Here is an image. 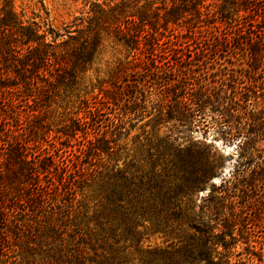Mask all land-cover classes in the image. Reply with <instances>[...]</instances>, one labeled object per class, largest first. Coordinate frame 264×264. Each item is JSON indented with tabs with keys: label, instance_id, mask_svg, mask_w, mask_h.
Returning <instances> with one entry per match:
<instances>
[{
	"label": "rangeland",
	"instance_id": "1",
	"mask_svg": "<svg viewBox=\"0 0 264 264\" xmlns=\"http://www.w3.org/2000/svg\"><path fill=\"white\" fill-rule=\"evenodd\" d=\"M242 1L244 0H195V9L186 11L185 9H190L186 5L190 0H13V8L18 15L30 23L35 22L47 34L49 42L88 35L92 10H107L122 2L130 5L125 15L137 13L139 7L146 5L152 11V16L155 14L153 12H159V23L156 28L149 24L138 23L131 26L123 23L126 31L123 36H140L139 41L129 45L111 27L101 30L94 58L84 70L78 72L77 78L70 83L56 82L47 87L44 92L46 98L36 102L29 99V103L21 102L13 112H8L11 116L21 113V121L17 123L10 118L4 129L0 127L1 139H9L3 133L9 127L31 151L47 148L51 151L60 149L79 154L82 145L87 148L89 140L96 142L106 130L100 126L89 130L86 135L82 128L76 127V119L93 122L88 110L91 109L96 114L103 113L105 118L108 117V111H113L111 108L116 107L113 100L106 102L109 92L105 90L112 87L111 75L118 68L127 66L129 78L132 79L134 72L141 70L143 62L149 60V52L155 59L152 63L165 65L164 68L170 69V64L174 63L173 54L178 51L188 53V48L195 49L196 44L190 38L191 31L199 41L206 39L202 45V54L197 55L202 64L194 61V69L199 78H207L204 82L209 83V92H218L219 98L224 99L233 116L229 119L227 128L218 133L200 128L172 132L170 122L155 123L161 109L156 95H152V105L149 104L145 110L142 109L135 115L129 116L130 105L124 106V112L128 111L129 116L124 129L125 135L117 141L113 151L100 158L89 159L84 156L80 159L82 166L93 176L89 185L77 189L73 207L66 218L68 223L80 226V233L74 236L75 226H71L62 237H58L50 233V221L47 219L49 213L17 208L13 210L8 226L5 227L7 242L4 249L0 250V264H71L70 258H75L80 250L88 259L95 257L97 262L144 264L152 256L153 264L156 251L172 250L182 245L177 234L171 232L175 226L173 231L182 229L183 235H193V231L187 232L189 228L182 223H175V226L166 230L159 229L149 220L140 222L136 227L137 232L133 234L122 228H115L112 213L104 205L101 179L96 176L101 172H109L111 178L116 179L117 174L123 172L129 178L145 181L152 172V159H155L156 150L165 138H176L175 144L182 146L191 144L207 148L222 165L209 185L192 193L190 199L186 197L193 212L199 214L204 197L211 189L219 191L221 183L234 170L244 135L256 136L250 146L256 149L255 155L261 158L264 156V45H257L258 61L255 63H259V68L251 71V66L254 65L251 54L242 43L249 28L254 31V37L264 33V0H259L258 5L257 0H246L249 1L244 3L246 8L237 13L235 10L238 6L243 7ZM254 5L258 6V12L253 10ZM2 6L1 0L0 11ZM208 10L215 13L206 15ZM224 10L230 11L231 19H236V22L228 24L223 16ZM165 13L167 16L170 13L174 20L167 22ZM121 20L125 22L126 17L121 16ZM231 24H234L232 31L236 35L233 44L221 46V39ZM238 28L245 31L243 38L238 37ZM148 32L152 36L146 35ZM151 65L153 66L148 64ZM226 77L227 80L224 79ZM196 83L200 84L202 81L197 80ZM126 98L128 99L127 96ZM238 102L241 106H238ZM236 107L241 109L238 114L232 110ZM2 114L0 111V117ZM109 115L117 116L116 113ZM2 143L6 142L0 141V145ZM114 175L117 177L114 178ZM252 177L255 179L247 189L238 191L225 202L227 213L233 215V220L237 223L235 231L233 230L236 242L229 249L230 264H264V169L255 172ZM7 187V183L0 179V191H5ZM52 221L54 224L60 222L57 216ZM179 224L182 225L178 226ZM228 240L231 238L228 237ZM55 251L63 255L64 262H57L51 256ZM217 251L214 256L219 258L221 254L228 253L222 246Z\"/></svg>",
	"mask_w": 264,
	"mask_h": 264
},
{
	"label": "trees",
	"instance_id": "2",
	"mask_svg": "<svg viewBox=\"0 0 264 264\" xmlns=\"http://www.w3.org/2000/svg\"><path fill=\"white\" fill-rule=\"evenodd\" d=\"M2 1L0 111L3 116L0 117V127L3 129L4 125L9 124L10 118L17 123L21 121V113L13 116L8 114L20 106L21 102L29 103V99L36 102L38 99L46 98L44 92L48 86L56 82L70 83L77 78L78 72L84 70L93 60L100 43L101 30L111 27L119 36L126 33L123 23H129L131 26H136L138 23L149 24L154 28L159 23V12H153L155 14L152 16V11L148 10L146 5L139 7L137 13L125 15L130 5L122 2L107 10H92L88 35L71 37L70 40L60 42H57V39L49 42L47 34L42 32L35 22L30 23L18 15L13 8V0ZM258 2L260 1L257 0L256 5ZM194 3L195 0H190L186 4L190 9L185 10H194ZM244 3L247 4L249 1H242L243 7L238 6L235 10L237 13L246 8ZM253 10L258 12V6H255ZM210 13L213 14L215 11L208 10L206 15ZM165 14L167 22L174 20L170 13H168L169 16ZM121 16L126 17L125 22H122ZM223 16L228 24L231 21L236 22V19H231L230 11L224 10ZM233 25L226 28L227 32L221 39V46L225 44L227 47L228 44H233L236 37L232 31ZM239 31L238 37L243 38V34L247 33L242 43L251 54L252 64H254L250 65L251 71H255L259 68V63H255L258 61L257 45H264V33L254 37V31L251 28L246 32L241 29ZM191 33L190 38L196 44L195 49L188 48V53H179L177 50L178 52L173 54L174 63L170 64V69L164 68L165 65L152 63L155 59L149 52L151 54L147 55L149 60L143 62L141 70L134 72L132 79L129 78L130 72L127 71V66L118 68L111 75L112 87L105 90L109 92L106 102L109 103L111 99L116 107L111 108L113 111H108V117L105 118L103 113L96 114L91 109L88 110V114L93 117V122L76 119V127L82 128L86 135L89 130L96 127L102 126L106 130L96 142L89 140L90 144L87 148L82 145L79 154L67 153L60 149L51 151L47 148L31 151L25 142L17 138L18 134L14 130L9 127L5 129L3 133L9 139L0 137V141L6 142L0 145V179L6 182L8 187L5 191H0V250L4 249L7 242L5 227L8 226L13 210L17 208L23 211L49 213L47 219L50 221V233L58 237H62L71 226H75L74 236L80 233V226L70 224L66 219L73 207L77 189L89 185L93 176L82 166L80 159L84 156L95 159L106 153L110 154L117 141L125 135L124 129L128 117L142 109L145 110L149 104L152 105V95L159 97V103H161L155 123L170 122L172 132H181V129L186 128L188 130L200 128L218 133L227 128L229 119L233 116L230 113V107L225 104L224 99L219 98L218 92H209V83L204 82L207 78H199L194 69V61L202 64L197 55L202 54L204 50L202 45L206 39L199 41L197 35L193 31ZM146 35L152 36L150 32ZM139 37V35H129L122 38L126 39V44L129 45L139 41ZM150 63L153 66H148ZM224 79L227 80V77ZM197 80L202 83H196ZM196 84L199 87H196ZM127 105H130L129 116H127L128 111L124 112V106ZM238 106H241V103L238 102ZM232 110L238 114L241 109L236 107ZM111 113H116L117 116L111 117L109 115ZM244 136L240 144L239 160L234 170L229 178L221 183L219 191L211 189L204 197V204L199 214L193 212L187 199L191 198L192 193L209 185L222 165V162L218 161L207 148L191 144L185 146L175 144L176 138L171 140L173 137H169L161 140L155 159H152V172L145 181L140 178L139 180L129 178L123 172L117 174L118 178L114 175L116 179H112L109 172L105 174L101 172L96 177L101 179L104 188V205L112 213V218L116 222L115 228H122L127 233L133 234L137 232L138 224L145 220H149L159 229L166 230L170 226H175V223H182L189 228L187 232L193 231V235L190 237L183 235L182 229H178L180 232H175L173 231L175 226L171 232L177 234L179 243L182 245L172 250L156 251L153 264H197L199 262L230 264L229 249L236 242L234 231L237 223L233 220L235 217L227 213L225 202L238 191L247 189L250 182L255 179L252 175L264 169V156L261 158L255 155L256 149L250 146V142L256 136ZM250 171L251 174H249ZM212 186L215 188L214 185ZM55 216L60 221L56 224L52 221ZM108 221L110 222V219ZM228 237L231 240L227 241ZM219 246L228 252L221 254L220 258L214 256L218 253ZM51 256L57 262H64V257L59 251H55ZM69 262L71 264H111L97 262L95 257L88 259L81 250L76 253L75 258H70ZM144 264H152V256Z\"/></svg>",
	"mask_w": 264,
	"mask_h": 264
}]
</instances>
